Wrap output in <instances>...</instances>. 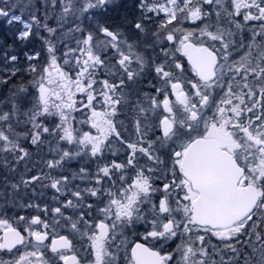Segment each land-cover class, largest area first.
<instances>
[{
    "label": "snow or ice",
    "instance_id": "snow-or-ice-1",
    "mask_svg": "<svg viewBox=\"0 0 264 264\" xmlns=\"http://www.w3.org/2000/svg\"><path fill=\"white\" fill-rule=\"evenodd\" d=\"M0 264H264V0H0Z\"/></svg>",
    "mask_w": 264,
    "mask_h": 264
}]
</instances>
